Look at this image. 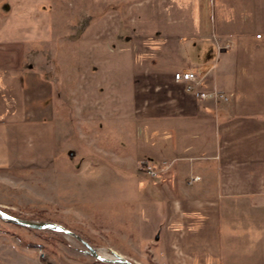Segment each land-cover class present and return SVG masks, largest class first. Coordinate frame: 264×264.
<instances>
[{
  "label": "crops",
  "instance_id": "1",
  "mask_svg": "<svg viewBox=\"0 0 264 264\" xmlns=\"http://www.w3.org/2000/svg\"><path fill=\"white\" fill-rule=\"evenodd\" d=\"M172 1L148 0L136 25L148 36L134 30L142 63L125 97L133 132L122 159L136 172L143 160L169 164L158 176H134L142 197L160 204L148 232L157 231L163 264H264V0H211L210 8ZM25 54L21 41L0 38V130L19 138L4 147L33 156L20 166L48 162L56 149L49 131L33 125L50 116L52 102L33 104L52 90ZM187 69L196 88L225 98L186 90L174 72ZM191 174L198 178L185 182Z\"/></svg>",
  "mask_w": 264,
  "mask_h": 264
},
{
  "label": "rangeland",
  "instance_id": "2",
  "mask_svg": "<svg viewBox=\"0 0 264 264\" xmlns=\"http://www.w3.org/2000/svg\"><path fill=\"white\" fill-rule=\"evenodd\" d=\"M210 1L198 3L210 8ZM147 5L148 0H0V38L21 41L27 62L50 84L53 95L33 104L52 102L50 116L33 125L44 126L56 145L48 162L20 166L33 156L18 157L14 147H4L19 138L0 130V210L58 222L105 256L116 247L135 264H163L154 243L157 231L148 232L160 204L136 189L134 176H148L143 169L136 172L122 159L129 158L124 149L133 132L125 97L130 75L142 63L143 43L135 42L134 30L148 36L136 26ZM153 192L148 196L155 201L159 194ZM116 229L124 239L113 235ZM83 248L61 230L0 218V264H116L98 261Z\"/></svg>",
  "mask_w": 264,
  "mask_h": 264
},
{
  "label": "water",
  "instance_id": "3",
  "mask_svg": "<svg viewBox=\"0 0 264 264\" xmlns=\"http://www.w3.org/2000/svg\"><path fill=\"white\" fill-rule=\"evenodd\" d=\"M71 153V152H70ZM0 218L7 220L9 222L19 224L22 226H26L33 229H51V230H61L66 234H69L75 237L78 241L82 243L84 246L83 252L93 256L94 258L108 263H116V264H135L128 258L124 257L120 253L111 250L110 256H105L97 251V249L92 246L87 240L81 237L79 234L75 233L71 229L64 227L62 224L58 222L48 221V220H32L27 218L18 217L9 213H6L0 210Z\"/></svg>",
  "mask_w": 264,
  "mask_h": 264
},
{
  "label": "built area",
  "instance_id": "4",
  "mask_svg": "<svg viewBox=\"0 0 264 264\" xmlns=\"http://www.w3.org/2000/svg\"><path fill=\"white\" fill-rule=\"evenodd\" d=\"M260 33L256 34V37H260ZM174 78L176 80H181L186 82V90L193 92L195 96H197L200 99L204 98H213V99H219V98H225L221 93L216 91H203L199 90L197 85L200 84V81L196 75V73L192 70H180L174 72ZM169 167V164L167 162H163L160 165V168L154 166L153 164L146 163L142 166L143 172H145L148 176H158L161 171L167 170ZM197 176L192 177L189 181L197 179Z\"/></svg>",
  "mask_w": 264,
  "mask_h": 264
},
{
  "label": "trees",
  "instance_id": "5",
  "mask_svg": "<svg viewBox=\"0 0 264 264\" xmlns=\"http://www.w3.org/2000/svg\"><path fill=\"white\" fill-rule=\"evenodd\" d=\"M142 164H146L147 163V160H143L141 161Z\"/></svg>",
  "mask_w": 264,
  "mask_h": 264
}]
</instances>
